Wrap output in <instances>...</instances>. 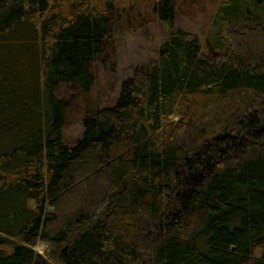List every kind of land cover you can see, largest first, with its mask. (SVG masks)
Wrapping results in <instances>:
<instances>
[{
  "label": "trees",
  "instance_id": "16d2710c",
  "mask_svg": "<svg viewBox=\"0 0 264 264\" xmlns=\"http://www.w3.org/2000/svg\"><path fill=\"white\" fill-rule=\"evenodd\" d=\"M116 1L0 0V264H264V0L217 5L207 58L151 2L157 61L69 146L56 92L91 91Z\"/></svg>",
  "mask_w": 264,
  "mask_h": 264
},
{
  "label": "rangeland",
  "instance_id": "374dc122",
  "mask_svg": "<svg viewBox=\"0 0 264 264\" xmlns=\"http://www.w3.org/2000/svg\"><path fill=\"white\" fill-rule=\"evenodd\" d=\"M117 1L116 4L124 6L126 11L120 15L119 20L114 18V29L107 39L105 54L94 61L95 82L91 91L82 95L62 85L56 92V97L63 98L67 103L61 135L63 143L69 146H72L83 133L81 119L87 108L95 111L99 107L111 105L117 97L122 81L135 71L151 68L157 61L158 47L168 32L167 27L151 14L150 3L155 0ZM222 1L175 0L174 25L186 30L191 36H198L202 56L206 58L208 53L203 42L211 28L214 11ZM34 246V250L42 256L46 255L49 248L43 242H38Z\"/></svg>",
  "mask_w": 264,
  "mask_h": 264
}]
</instances>
